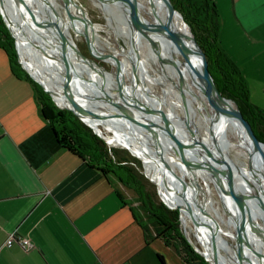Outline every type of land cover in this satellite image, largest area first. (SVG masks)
Here are the masks:
<instances>
[{
	"label": "bare ground",
	"instance_id": "1",
	"mask_svg": "<svg viewBox=\"0 0 264 264\" xmlns=\"http://www.w3.org/2000/svg\"><path fill=\"white\" fill-rule=\"evenodd\" d=\"M62 1L61 4L59 0H0V12L16 41L21 64L52 95L60 108L74 110L108 145H123L120 148L130 151L143 164V159L145 160L147 173L144 172L147 178L157 187L161 200L180 211L184 226L188 227L187 220L190 222L189 218L193 215L202 222L199 229L193 228L192 232L199 236L194 235V238H198L194 243L200 246L211 262L214 260L211 247L206 245L209 235L207 224L219 225V228H214L219 252L217 261L219 264H236L234 251L225 239L229 238L230 231L227 227L230 220L220 213L212 198V191L217 192L224 201L227 200L226 194L221 196L217 188L216 191L212 190L204 169H197L191 163L187 171L182 150L168 137L167 121L164 117L169 120L170 130L177 132L185 144H190L187 142L191 140L189 132L183 126L180 114L186 115L191 122L201 121L199 114L202 112V104L205 103V83L201 76L192 72L193 68H199L198 65L190 66L191 71L183 67L178 56L173 54L170 43L163 36L140 29L134 24L129 18L126 6L109 5L104 0H90L106 20L107 28L104 30L109 32L114 40L123 38L129 49L125 51L119 47L120 50L117 51V48L109 44L105 47L106 51L110 50L107 52L118 60L103 56L93 49V45L83 34L88 47L101 61L115 64L116 75L109 80L111 73L106 77V74L97 71L76 52L67 38V25L63 18L67 15L73 28H82L73 18L77 17V9L90 27L91 21L73 0ZM132 2L134 11L149 24L165 20L178 21L175 15L171 16L165 0ZM71 8L74 10L73 16L70 13ZM116 25L119 28H115ZM140 51H146L145 56ZM62 53L66 56L70 68L77 72V75L70 74L67 94L63 92L65 70L60 58ZM120 54L122 60L119 58ZM125 74L127 81L131 78L135 89L123 81ZM146 83L149 84V89ZM155 87H159L162 94H155ZM133 90H141L140 97H137ZM129 93L134 95L137 103L132 101ZM154 94L158 97L157 102L153 100ZM125 112L131 120L135 119L137 124L144 126L146 130L155 132L158 142L151 140L143 129L128 124L124 117ZM200 133L201 131L196 132L197 138L209 149L208 152L224 159L225 172H230L232 168L238 169V172L233 173L235 184L234 187L230 185L231 192L235 194L238 190L243 195L250 215L260 224L264 220L263 213L257 208L249 192L250 185L255 186L264 200V148L251 141L247 128L239 119L233 104L223 100H217L213 106L208 124L209 137L204 132V136ZM207 139L212 144L208 143ZM159 154L177 176L184 181L186 177L198 188H192L195 193L188 187H182L180 183L177 186L172 185L173 182L167 176ZM191 154L198 156L197 162H204L205 155L195 151ZM258 236L252 233L248 258L253 263L264 264V244ZM253 249L261 261L252 255Z\"/></svg>",
	"mask_w": 264,
	"mask_h": 264
},
{
	"label": "crops",
	"instance_id": "2",
	"mask_svg": "<svg viewBox=\"0 0 264 264\" xmlns=\"http://www.w3.org/2000/svg\"><path fill=\"white\" fill-rule=\"evenodd\" d=\"M211 1L218 44L250 105L264 109V0ZM15 71L0 49V264H160L158 255L177 264L161 241L146 242L99 172L56 145L32 85ZM10 234L34 247L7 246Z\"/></svg>",
	"mask_w": 264,
	"mask_h": 264
},
{
	"label": "trees",
	"instance_id": "3",
	"mask_svg": "<svg viewBox=\"0 0 264 264\" xmlns=\"http://www.w3.org/2000/svg\"><path fill=\"white\" fill-rule=\"evenodd\" d=\"M170 1L187 24L196 43L211 61L218 92L237 104L256 138L264 143V110L250 105L245 80L218 44L220 22L214 3L211 0ZM0 49L6 53L12 73H16V68L32 85L39 114L47 124L56 145L105 178L120 203L128 208L132 220L142 228L146 242L161 241L174 252L182 264H207L185 241L179 228L178 212L156 202L148 192V181L133 166L135 159L128 155L120 156L117 150L108 148L71 112L57 109L49 95L19 69L13 40L1 18ZM125 189L133 195L127 196ZM168 206L172 210L176 209L172 205ZM157 257L160 264H165L162 256Z\"/></svg>",
	"mask_w": 264,
	"mask_h": 264
},
{
	"label": "water",
	"instance_id": "4",
	"mask_svg": "<svg viewBox=\"0 0 264 264\" xmlns=\"http://www.w3.org/2000/svg\"><path fill=\"white\" fill-rule=\"evenodd\" d=\"M106 3L109 5H124L128 8V13H129V18H131L140 29H147L148 31L152 32L153 34L163 36L164 39H166L171 47L173 54H176L179 58V61L183 67L189 69L191 71V68L193 67L192 65H198V69L193 68L192 72L197 74L198 76L202 77V80L205 83V91L203 92L205 95V103L202 104L200 112V117L201 121L198 123L196 120L195 122L189 120V118L185 115L184 123L183 126L188 130L189 136H190V141H187L190 144H185L183 140H181L180 135L177 134L174 130H170L169 128V120L166 116L165 119L167 121V128H168V137L170 141H172L176 146L182 150V155L183 157V162L184 165L189 171V167L191 166V163L193 164L195 168L199 169L202 168L206 171L208 174V177L210 179V184L213 190L219 191L221 196L226 194L227 200L224 201L219 194H215L217 201V207L220 210V213L224 216L227 217V219L230 220L229 226L227 227L229 233V244L231 249L234 251H231L233 253V256L235 257V262L236 264H259L258 262L253 263L250 258H248V255L250 253V240L252 233H255L260 240H262L264 244V220L260 224L255 222V219L250 215L249 210L247 205L245 204V201L243 199V195L236 190V193L231 192L230 185L231 187H234L233 184H235L234 179H233V173L238 172L237 168H232L227 167V169H231L230 172H225L224 170V159L221 158L220 156H214L213 154H210L208 151L209 149L205 146V144L200 143L196 132L203 131L204 134H206L209 137L208 133V124L212 115V109L217 100H223L229 103H232L235 111L241 120V122L244 124V126L247 128V131L249 133V137L252 142H254L256 145L261 146L264 148V143L261 142L256 138L254 135V132L249 125V123L243 118L237 104L231 100L223 97L217 90L215 79L213 77L212 73V64L211 61L208 59L207 55L205 52L199 47V45L196 43L193 35L190 32V29L188 28L187 24L183 21L181 15L174 9L172 3L170 0H165V4L170 10L171 16L175 15V18L178 19V23L175 21H163V22H155L153 24L147 23L145 20H143L135 11L133 8V2L132 0H104ZM0 15L3 19V22L5 23L7 29L9 30V27L2 16L1 12ZM76 52L79 53V51L76 49ZM80 54V53H79ZM84 56V55H83ZM86 57V56H85ZM61 62L63 65V69L65 70V76H64V83H63V92L64 94H67V86L69 82V77L70 74H76L72 68H70L69 63L67 62V58L64 55V53L61 54ZM181 65V66H182ZM188 66V67H187ZM192 66V67H190ZM77 75V74H76ZM32 80L38 84L42 90L49 95V97L52 99L53 102L54 99L52 95L44 88V86L39 83L37 80H35L31 75H29ZM125 77V76H124ZM88 82V80H87ZM91 85V83H90ZM117 105V104H116ZM58 106V105H57ZM136 106V105H135ZM59 107V106H58ZM138 109H140L138 106H136ZM63 109V108H62ZM68 112H71L82 124H84L86 127L90 128L96 136H98L102 141L103 138L100 137L91 127H89L83 119L72 109H64ZM124 117L127 120L128 124L130 123L131 125H135L138 128L143 129L148 137L155 141L158 142L157 136L155 132L153 131H148L144 128V126H141L140 124H137L135 119H130L129 114L126 112L124 113ZM199 126V127H198ZM198 127V129H197ZM175 129V128H173ZM104 142V141H103ZM207 142L212 144V142L207 139ZM105 143V142H104ZM208 144V146L210 145ZM192 151H195L197 153H200L202 155H205V160L203 163L197 162V157H194V155L191 154ZM161 157V154H159V158ZM188 158V159H187ZM209 159L208 161L206 159ZM163 162V165L166 169L167 176L170 177L172 180V185L177 186L178 183L182 184V187H188V189H191L192 193H195L193 189H198L194 184L190 183V180H187L186 182L180 178L177 177L175 174L174 170L169 166V164L164 160V158H160ZM197 159V160H196ZM203 160V159H202ZM191 161V162H189ZM240 180V178H239ZM149 181L152 183V181L149 179ZM185 185V186H184ZM193 185V186H192ZM192 186V187H191ZM193 188V189H192ZM178 191V190H177ZM176 191V192H177ZM157 193L159 195L158 189ZM250 197L257 206V208L263 213L264 216V200L260 197L259 190L255 186L250 185ZM164 206L172 210L163 200H161ZM175 211L178 212L179 215V222L182 224L181 220V215L180 211L175 209ZM204 213L207 214L206 209L203 208ZM191 222V226L194 229H199L201 227L202 222H200L197 217L194 215L189 218ZM210 221H212L210 219ZM183 225V224H182ZM209 228V235L206 240V245L207 247H211L212 249V259L214 260L211 262L208 260L203 253V250L201 251L200 246H197V244L192 243L189 239L186 238L184 235L185 241L190 245V247L193 249L195 253H197L201 258H203L207 263L209 264H219L217 260H219V252H218V247H217V241L215 238V229L219 228V225H211L210 223L207 224ZM223 226V225H221ZM224 228V226H223ZM226 229V227L224 228ZM214 230V231H213ZM218 231V230H217ZM252 253V252H251ZM256 259H259V255L255 250L253 249V254H252ZM261 261V260H260Z\"/></svg>",
	"mask_w": 264,
	"mask_h": 264
},
{
	"label": "rangeland",
	"instance_id": "5",
	"mask_svg": "<svg viewBox=\"0 0 264 264\" xmlns=\"http://www.w3.org/2000/svg\"><path fill=\"white\" fill-rule=\"evenodd\" d=\"M60 2H61V4H62V0H59ZM74 1V3L76 4V5H78L80 8H81V10H83L84 12H85V14H86V16H87V18L91 21V23H92V26L90 27L83 19H82V17L80 16V13H79V10H77L76 8V14H77V17H74L73 16V8H71V10H70V13H71V15L73 16V18L74 19H76L80 24H81V27L82 28H73L71 25H70V19H69V17L67 16V15H65L64 16V20H65V22H66V25H67V28H66V33H67V38L72 42V45H73V47H75V49H77L78 51H79V53L81 54V56H83L84 58H85V60L89 63V64H92L95 68H96V70L97 71H100V72H102V73H104V74H106L105 76L106 77H109V74L111 73V77H110V79L109 80H111V79H113L114 78V76L116 75V70H115V68H116V66H115V64L113 63V62H111V64L109 63V62H107V61H101L93 52H92V50L88 47V45H87V43L85 42V40H84V38H83V34H85L86 35V37H87V40H88V42L89 43H91L92 45H93V49L96 51V52H99V53H101L103 56H109L110 58H115V59H117L118 60V58H116V57H114L111 53H109V52H107V51H110V50H108L107 49V51H106V48L105 47H108L109 46V44L112 46V47H114L115 49L117 48V51H119L120 50V48L119 47H121L122 48V50H125V51H129V49L127 48V45H126V43H125V41H124V39L123 38H120V39H118V40H114L113 38H111V36L109 35V32H107V31H105L104 29L105 28H107L106 26H107V23H106V20H105V18L103 17V15H102V13L99 11V9L98 8H96L94 5H93V3L90 1V0H73ZM115 13V12H114ZM116 14H113V16H115ZM0 18H1V20H2V22H3V19H2V17H1V15H0ZM73 20V19H72ZM113 21H115V20H113ZM117 24H118V22H116ZM3 24H4V26L6 27V25H5V23L3 22ZM120 24H118V26H119ZM117 25L115 26V28H117L118 27ZM119 28V27H118ZM6 29H7V27H6ZM7 31H8V33H9V35H10V37L12 38V40H13V45H14V50H15V54H16V61H17V63H18V66H19V69L21 70V71H23L31 80H32V78L29 76L30 75V73L23 67V65L21 64V61H20V57H19V53H18V50H17V47H16V41H15V39L12 37V35H11V32H10V30H8L7 29ZM146 51H140V53H142V55H144L145 56V53ZM86 56V57H85ZM121 56V57H120ZM120 56H119V58L121 59L122 58V55L120 54ZM94 59H97V61L95 60L94 61ZM122 60V59H121ZM99 62H101V63H99ZM151 71V70H150ZM125 76V77H124ZM123 77L125 78H123V81L126 83V84H129L131 87L133 86L134 88L133 89H135V86L133 85V83H132V80H131V78H129L128 80L129 81H127V79H126V74L124 75ZM95 81V80H94ZM130 81H131V83H130ZM146 85H147V87H148V89H149V84H147L146 83ZM155 94H158L159 93V88L158 87H155ZM135 93H136V96L137 97H140V94H141V90L139 91V90H133ZM154 94V95H155ZM129 95L131 96V99H132V101L134 102V103H137V102H135L136 100H135V98H134V95L133 94H130L129 93ZM51 99V98H50ZM157 99H158V97L155 95L154 97H153V100H156V102H157ZM51 101H52V99H51ZM155 102V103H156ZM52 103L54 104V106L57 108V109H59V110H61V111H66V110H64V109H62V108H60V107H58L57 106V104L55 103V102H53L52 101ZM262 110H264V109H262ZM183 118V119H182ZM180 119H181V121H183L184 122V119H185V115H182V114H180ZM90 129V128H89ZM91 130V129H90ZM92 131V130H91ZM93 132V131H92ZM96 135V134H95ZM200 135L201 136H204L203 135V131H201V133H200ZM103 141L105 142V144H106V146L108 147V148H112V149H115V150H117L118 152H119V154H120V156H123V155H128L129 157H131V158H133V159H135V164L133 165L136 169H138V171L144 176V178L148 181V184H149V186L147 187V190H148V192L153 196V198H154V200L156 201V202H160V203H162V201H161V198H160V196L158 195V193H157V187L153 184V183H151L150 181H149V179L147 178V176H146V174H145V172L144 171H146V173H147V168H146V166H145V160L143 159V161H144V164L141 162V160L139 159V158H136V157H134L131 153H130V151H127V150H125V149H122V148H120L121 146H123V145H108L107 143H106V141L103 139ZM115 142H118L119 143V141H115ZM144 158V157H143ZM177 177H179V176H177ZM185 179V181H187V179H186V177L184 178ZM213 190V189H212ZM125 191V193H126V195L127 196H132L133 194H132V192H130V191H128V190H124ZM217 193V192H216ZM216 193H214V191H212V194H213V196H212V198H213V202H214V205L215 206H217V204H216V201H217V198H216ZM163 204V203H162ZM164 205V204H163ZM175 211V210H174ZM226 217V216H225ZM187 223L189 224L188 225V227L186 228L185 226H184V223H180V225H179V228H180V230H181V233H182V235H183V237H184V235L186 236V238L187 239H189L192 243H194L197 239L196 238H194V235H195V237L197 236V237H199L198 236V234L197 233H195V232H192L194 229H193V227L191 226V223L187 220ZM225 239L227 240V241H229V238H226L225 237ZM230 242V241H229ZM195 244V243H194ZM155 246H161V250L162 251H164V252H166V255H168V254H170V256H172L173 258H174V260H175V262L177 263V264H182V263H179V261H178V259H177V257H176V255H174V253H173V251L172 250H170V251H168V250H166V249H164L163 248V246L161 245V244H156ZM203 259V258H202ZM204 260V259H203ZM205 261V260H204ZM206 262V261H205ZM207 263V262H206ZM207 264H209V263H207Z\"/></svg>",
	"mask_w": 264,
	"mask_h": 264
},
{
	"label": "built area",
	"instance_id": "6",
	"mask_svg": "<svg viewBox=\"0 0 264 264\" xmlns=\"http://www.w3.org/2000/svg\"><path fill=\"white\" fill-rule=\"evenodd\" d=\"M15 244H18V246L24 251H29L34 247V245L29 239L18 238V237H15L14 234H10L9 237L7 238L6 245L12 246Z\"/></svg>",
	"mask_w": 264,
	"mask_h": 264
},
{
	"label": "flooded vegetation",
	"instance_id": "7",
	"mask_svg": "<svg viewBox=\"0 0 264 264\" xmlns=\"http://www.w3.org/2000/svg\"><path fill=\"white\" fill-rule=\"evenodd\" d=\"M99 63H101V62H99ZM159 88V87H158ZM160 89V88H159ZM159 94H162V92H161V90H159Z\"/></svg>",
	"mask_w": 264,
	"mask_h": 264
}]
</instances>
